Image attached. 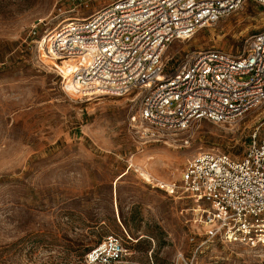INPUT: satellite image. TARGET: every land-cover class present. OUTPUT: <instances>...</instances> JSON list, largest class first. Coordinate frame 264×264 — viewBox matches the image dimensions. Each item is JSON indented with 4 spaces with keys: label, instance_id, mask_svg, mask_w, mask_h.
I'll use <instances>...</instances> for the list:
<instances>
[{
    "label": "rangeland",
    "instance_id": "rangeland-1",
    "mask_svg": "<svg viewBox=\"0 0 264 264\" xmlns=\"http://www.w3.org/2000/svg\"><path fill=\"white\" fill-rule=\"evenodd\" d=\"M111 1L0 0V264H87L86 253L108 236L124 247L110 264H264V246L209 236L194 222L204 206L179 189L192 156L220 151L240 159L254 133L263 138L264 102L230 124L148 130L133 121L130 97L69 90L62 65L45 52L40 40L58 24ZM263 30L264 5L246 0L172 41L166 69L211 48L239 55Z\"/></svg>",
    "mask_w": 264,
    "mask_h": 264
},
{
    "label": "built area",
    "instance_id": "built-area-1",
    "mask_svg": "<svg viewBox=\"0 0 264 264\" xmlns=\"http://www.w3.org/2000/svg\"><path fill=\"white\" fill-rule=\"evenodd\" d=\"M90 1L73 0L77 7ZM245 1L112 0L86 17L67 18L40 41L57 66L70 67L66 75L58 69L69 90L84 98L130 97L137 104L133 121L148 130L178 133L200 121L230 124L264 102V30L249 36L239 55L198 51L171 71L163 53L172 41L189 39ZM179 181V189L204 206L195 210L194 222L207 227L209 236L264 246V136L254 133L240 159L220 151L197 153L183 164ZM123 254L121 241L108 236L85 261L110 264Z\"/></svg>",
    "mask_w": 264,
    "mask_h": 264
},
{
    "label": "bare ground",
    "instance_id": "bare-ground-1",
    "mask_svg": "<svg viewBox=\"0 0 264 264\" xmlns=\"http://www.w3.org/2000/svg\"><path fill=\"white\" fill-rule=\"evenodd\" d=\"M61 71H62V74H64V75L68 74V71H70V67L68 66V64L66 62H63ZM146 179H149V177L146 176ZM149 181H151V180L149 179ZM169 189H171V188H169Z\"/></svg>",
    "mask_w": 264,
    "mask_h": 264
}]
</instances>
